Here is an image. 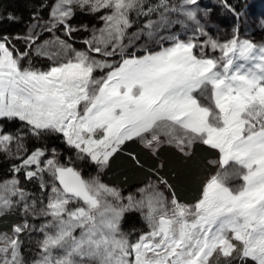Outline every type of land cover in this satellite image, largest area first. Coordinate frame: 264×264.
<instances>
[{
	"label": "snow or ice",
	"instance_id": "obj_1",
	"mask_svg": "<svg viewBox=\"0 0 264 264\" xmlns=\"http://www.w3.org/2000/svg\"><path fill=\"white\" fill-rule=\"evenodd\" d=\"M77 14L96 23L74 25ZM209 14L199 0H43L23 32L0 34V155L11 162L0 217H21L0 232V264H264V42L239 23L214 37ZM129 144L159 163L145 168ZM197 146L215 153V171L184 202L160 153L188 162ZM119 155L148 172L126 196L103 180ZM133 213L146 230H125Z\"/></svg>",
	"mask_w": 264,
	"mask_h": 264
},
{
	"label": "trees",
	"instance_id": "obj_2",
	"mask_svg": "<svg viewBox=\"0 0 264 264\" xmlns=\"http://www.w3.org/2000/svg\"><path fill=\"white\" fill-rule=\"evenodd\" d=\"M42 2L43 0H0V14L12 11L17 16L21 17V20L17 23L0 21V34H15L23 32L26 23L29 21L31 12ZM245 2L246 0H228V3L236 7L238 11L242 8ZM47 3L50 5L52 0H47ZM47 11L48 8L45 7L41 9V14L46 16ZM211 16L213 18L212 20L223 26H231L233 20H235L234 15L229 11L224 10L222 7L214 9ZM79 18L90 24L94 23V18L92 17L79 14ZM17 127H19L18 124H7L5 130L14 131ZM55 139H58L59 143L60 139L57 137L51 138L50 140L52 142L53 140L57 141ZM28 146L29 149H31L40 145L34 141H29ZM59 148L58 149L61 150V161L65 162L70 153L61 142L59 143ZM126 151L137 153L140 159L144 161L145 168L155 167L159 163V161L155 160L148 152L137 144H129ZM213 157H215V153L208 151L204 147L197 146L192 160L185 162L173 150L165 148L160 153V160H162L165 165L161 175L166 176L169 179V182L175 186L178 196L182 201L191 202L197 197L203 178L211 172V167L209 166L208 161ZM10 167L11 162L0 155V176L7 175ZM90 169L92 170V166H90ZM147 177L148 172L144 169L134 167L126 155L117 156L112 161L111 167L104 174L107 183L119 185L126 189H132L141 185L147 180ZM22 180L25 188H30L36 192L39 191L37 182H27L24 181V179ZM16 219L15 215H8L0 218V230L9 226ZM138 226L139 219L137 215L134 213L128 215L124 223L125 230H130L132 227L137 228Z\"/></svg>",
	"mask_w": 264,
	"mask_h": 264
},
{
	"label": "rangeland",
	"instance_id": "obj_3",
	"mask_svg": "<svg viewBox=\"0 0 264 264\" xmlns=\"http://www.w3.org/2000/svg\"><path fill=\"white\" fill-rule=\"evenodd\" d=\"M199 4H200L201 8L210 9V14L207 17V21H208V23H207V30L214 37H217V38H220V39H227V38H229L231 36V34H232V31H233L234 26L237 23H239L241 37H247V38L253 39L257 43L264 42V26H262V24H264V0H246V2L243 4L242 8L239 10V11H242L244 13V15L240 18L239 21H237L236 17L234 16L235 17V20H233V24L231 26H223L220 23L212 20L213 18L211 16V13H212V11L214 9H216L218 7H222L224 10H227L223 6L222 0H199ZM47 13H48V11H47ZM45 17H47V15ZM72 23L74 25H79V24L88 23V22H86L84 20H81V18H79V14H77V16L72 20ZM94 23H96L95 20H94ZM88 24L91 25L90 23H88ZM174 31L176 33H179L182 38H185V36H184V30L179 25H176L174 27ZM46 35L47 34H45V36ZM85 35H87V33H84V32H80V33L76 34V41H77L76 44H75L76 47H78V48L81 47L79 41L81 39H83ZM43 38L44 37H42V39ZM18 46L19 47H23V45L22 44H19V43H18ZM42 64H43V66H47V61H42ZM52 138H55V137H52ZM50 139L51 138H49L47 140V142H46L47 143V146L49 148H56L61 153V150H59L60 149L59 148V143L60 142L62 143V141L59 140V143H58V139H55L57 141H54L53 140V142ZM138 146H140V145H138ZM65 148H66V146H65ZM61 158L62 157L60 156V160H61ZM214 158L215 157H213L212 159H214ZM78 166L83 168V174L86 175V176L87 175H90V174L91 175H94L95 174V168H94V166H92V170L90 169V166L91 165H88V164H79L78 163ZM214 171H215V169L211 167V172L209 173V175L212 174ZM209 175H207L205 178H203V181ZM7 177H8V174L5 175V176H0V179L7 178ZM22 179H24L23 176H21V180ZM103 180L105 181L104 176H103ZM203 181H202V183H203ZM22 182H23V180H22ZM144 183H142L141 185L136 186V187H134L132 189H126V188H123V187H121L119 185H115V184H110V185H113V186H116V187L120 188L121 191H122V193L126 196L129 193H135L136 190L139 187H142ZM24 187H25V185H24ZM26 190L29 191V192H36L34 190H31L30 188H26ZM134 214L137 215V217L139 219V226L137 227V229L146 230L145 226L143 225V222L140 220L139 214L138 213H134ZM10 215H15L17 219L14 220L6 228H2L0 230V232H9L13 224L18 223V222L21 221V217H20L19 214H10ZM5 216H8V215H5ZM0 218H2V217H0ZM33 239H35V237H33Z\"/></svg>",
	"mask_w": 264,
	"mask_h": 264
}]
</instances>
